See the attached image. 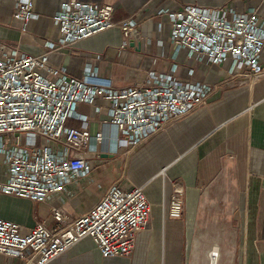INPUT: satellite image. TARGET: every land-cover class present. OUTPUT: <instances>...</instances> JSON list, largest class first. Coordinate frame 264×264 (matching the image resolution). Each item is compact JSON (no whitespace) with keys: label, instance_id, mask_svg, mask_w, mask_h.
I'll list each match as a JSON object with an SVG mask.
<instances>
[{"label":"crops","instance_id":"obj_1","mask_svg":"<svg viewBox=\"0 0 264 264\" xmlns=\"http://www.w3.org/2000/svg\"><path fill=\"white\" fill-rule=\"evenodd\" d=\"M15 0H0V40L19 42L29 53L49 51V63L64 67L68 75L81 76L95 69L111 77L115 87L143 79L148 71H168L184 79L213 85L205 103L167 123L136 147L88 154L90 171L63 195L68 220L94 204L111 184H142L151 203L149 220L136 236L126 256L104 257L90 237H84L47 264H264V73L252 78L246 70L229 71V63L212 65L206 59L189 60L183 51L171 58L170 24L160 8H176V1L243 11L255 6L264 16V0H112V21L136 20L138 37L125 38L114 26L81 41L49 50L46 39L58 34L51 15L60 0H32L38 16L21 32L11 11ZM102 1V0H89ZM129 40L134 46L129 45ZM124 43L125 46L121 47ZM264 64V50L261 57ZM194 68L192 75L188 67ZM100 110L79 102L91 133H108L105 103ZM81 120L69 118V126ZM102 177L107 178L105 185ZM6 178L0 152V181ZM183 187L184 211L179 219L167 216L174 184ZM45 206L49 210H44ZM71 210H68V208ZM0 217L15 220L27 231L35 221L55 226L48 202L0 192ZM18 257L0 254V264H23Z\"/></svg>","mask_w":264,"mask_h":264},{"label":"built area","instance_id":"obj_2","mask_svg":"<svg viewBox=\"0 0 264 264\" xmlns=\"http://www.w3.org/2000/svg\"><path fill=\"white\" fill-rule=\"evenodd\" d=\"M176 4L158 10L167 14L170 24L173 60L184 51L189 60L228 62L230 72L246 70L252 78L264 73V16L255 6L237 11L196 1ZM112 11V0H60L51 15L58 34L44 45L55 50L114 26L123 37L136 39V20L114 22ZM11 16L24 32L38 14L32 0H15ZM48 53L25 52L19 42L0 40V152L6 175L0 192L48 202L55 221L50 227L37 220L24 231L19 222L0 217V254L21 258L23 264H47L90 237L102 256H126L150 217L151 203L142 184H111L70 220L62 208L63 195L69 196L76 179L90 171L88 154L136 147L169 121L205 103L213 85L178 76L173 62L168 71H148L141 80L115 87L111 77L98 76L96 68L81 76L68 75L64 67L49 63ZM193 72L189 66L187 74ZM97 100L105 103L107 134L100 129L91 133L85 115L76 111L79 102L99 111ZM75 117L81 120L80 127L66 124ZM183 192L174 184L166 211L171 219L183 215Z\"/></svg>","mask_w":264,"mask_h":264},{"label":"bare ground","instance_id":"obj_3","mask_svg":"<svg viewBox=\"0 0 264 264\" xmlns=\"http://www.w3.org/2000/svg\"><path fill=\"white\" fill-rule=\"evenodd\" d=\"M110 148H112V149L114 148V142L112 144H110ZM217 258H218V251L216 249H214L211 252L210 264H216Z\"/></svg>","mask_w":264,"mask_h":264},{"label":"rangeland","instance_id":"obj_4","mask_svg":"<svg viewBox=\"0 0 264 264\" xmlns=\"http://www.w3.org/2000/svg\"><path fill=\"white\" fill-rule=\"evenodd\" d=\"M107 181H108V179H107V178H104V177H102V179L100 180L101 184H103V185H105V183H106ZM67 208H68V210H71V211H72L71 208H69V207H67ZM44 210H45L46 212H48L49 207L47 208V207L45 206Z\"/></svg>","mask_w":264,"mask_h":264},{"label":"water","instance_id":"obj_5","mask_svg":"<svg viewBox=\"0 0 264 264\" xmlns=\"http://www.w3.org/2000/svg\"><path fill=\"white\" fill-rule=\"evenodd\" d=\"M129 45L134 46V42L132 40H129Z\"/></svg>","mask_w":264,"mask_h":264}]
</instances>
